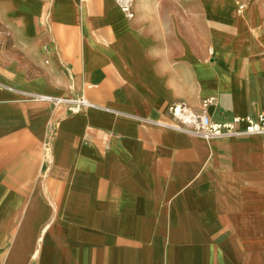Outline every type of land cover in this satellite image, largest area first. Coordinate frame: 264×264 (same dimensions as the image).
Segmentation results:
<instances>
[{
  "label": "crops",
  "instance_id": "obj_1",
  "mask_svg": "<svg viewBox=\"0 0 264 264\" xmlns=\"http://www.w3.org/2000/svg\"><path fill=\"white\" fill-rule=\"evenodd\" d=\"M133 12L0 0V264H264V0Z\"/></svg>",
  "mask_w": 264,
  "mask_h": 264
},
{
  "label": "built area",
  "instance_id": "obj_2",
  "mask_svg": "<svg viewBox=\"0 0 264 264\" xmlns=\"http://www.w3.org/2000/svg\"><path fill=\"white\" fill-rule=\"evenodd\" d=\"M120 6L122 12L132 19L134 17L133 1L134 0H115ZM212 99L205 100V106L212 103ZM173 116L182 121L186 119L188 130L203 135L205 138H248L253 135L264 136V113L255 117H246L243 119L233 118L230 121L217 122L207 116L196 113H187L185 115L180 107L172 109Z\"/></svg>",
  "mask_w": 264,
  "mask_h": 264
}]
</instances>
